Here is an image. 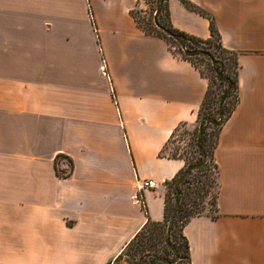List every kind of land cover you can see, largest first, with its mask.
<instances>
[{
  "label": "crops",
  "instance_id": "0c3cea01",
  "mask_svg": "<svg viewBox=\"0 0 264 264\" xmlns=\"http://www.w3.org/2000/svg\"><path fill=\"white\" fill-rule=\"evenodd\" d=\"M188 1L239 63L214 152L219 216L184 227L190 261L264 264V0ZM143 6L0 0V264H109L164 221L166 183L186 163L160 153L180 124L197 126L209 83L137 26ZM168 9L175 29L210 38L206 17L181 0Z\"/></svg>",
  "mask_w": 264,
  "mask_h": 264
},
{
  "label": "trees",
  "instance_id": "16d2710c",
  "mask_svg": "<svg viewBox=\"0 0 264 264\" xmlns=\"http://www.w3.org/2000/svg\"><path fill=\"white\" fill-rule=\"evenodd\" d=\"M144 2L151 12V18L141 21L138 17V9L131 11L137 26L147 35L164 39L174 56L189 61L208 80L209 84L198 111V124L193 127H197L193 132L194 137L192 140L198 159L195 163H186L185 168L176 178L172 182L166 183L164 221L153 222L149 220L123 252L109 264H114L122 257L129 255L132 256V260H139L135 264H178L183 259H185L186 264H191L189 244L183 234L184 227L196 217L208 216L216 219L219 216L217 207L218 166L214 161V152L217 147L219 132L239 102L238 53L223 46L215 19L188 0H181V2L188 9L209 20V39L202 40L175 29L170 21L168 0H144ZM156 24L161 28L157 27ZM170 41L178 44L179 53L173 51ZM197 61L206 62L213 74L204 73ZM215 85L219 87L217 91H214ZM224 96L225 100L221 108L220 103ZM214 112L216 118H214ZM200 124L201 132L199 135ZM186 125L187 123H182L174 130L160 153L162 157L184 160L182 156L168 154L167 149L179 128ZM214 129L217 130L215 138L208 134L209 130L214 131ZM60 158L64 157L58 156L56 159L57 174L60 177H67L72 173L73 163L69 160L71 171H61L57 166ZM208 173L211 177L208 176ZM191 178L196 179L192 180ZM214 189L216 190L215 198ZM210 206L212 209L211 214L207 212ZM174 212L173 223L170 226ZM179 240L184 243L183 247L178 244ZM160 245L165 248L162 255H158ZM169 254L172 255V259L168 258ZM136 256L139 258H136ZM129 264L134 263L129 262Z\"/></svg>",
  "mask_w": 264,
  "mask_h": 264
},
{
  "label": "rangeland",
  "instance_id": "374dc122",
  "mask_svg": "<svg viewBox=\"0 0 264 264\" xmlns=\"http://www.w3.org/2000/svg\"><path fill=\"white\" fill-rule=\"evenodd\" d=\"M138 17L140 18L141 21L144 20H149L151 18V12L150 10H148L147 7L143 6L142 8H138ZM170 45L173 47V51L179 53V46L176 42L170 41ZM219 52V51H218ZM217 55H219L217 53ZM221 57V56H219ZM201 70L206 73V74H213L211 71V68L207 65L206 62H202V61H197ZM218 86L215 85L214 86V91L218 90ZM216 114L214 112V118H216ZM197 128V127H196ZM196 128H193L191 126H188V124L186 126H183L181 128H179L176 136L174 137V139L172 140V142L168 145V149H167V153L168 154H176L179 156H182L184 158L185 163H195L198 159V155L193 147V137H194V131L196 130ZM216 129H214V131L209 130L208 134L214 136L215 138V134H216ZM187 132V133H186ZM195 174V173H194ZM210 175V173H208ZM193 177V176H192ZM192 180L196 179V178H191ZM194 186V185H193ZM215 187V184H214ZM215 189H214V198H215ZM207 212L209 214L212 213V209L210 206V209L207 210ZM178 244H180L182 247L184 246V243L181 242L180 240L178 241ZM158 255H162L163 251L165 250L163 245H160L158 248ZM183 251V248H182ZM129 254L131 253L130 251L128 252ZM153 254V253H152ZM157 254V253H156ZM154 255V254H153ZM136 258H139L138 256H136ZM169 259H172V255L169 254L168 255ZM139 261V260H138ZM137 260H132V256H124L121 259H119L118 261H116L114 264H129V262L131 263H138ZM178 264H186L185 259H183L181 262H179Z\"/></svg>",
  "mask_w": 264,
  "mask_h": 264
},
{
  "label": "built area",
  "instance_id": "2783aa9c",
  "mask_svg": "<svg viewBox=\"0 0 264 264\" xmlns=\"http://www.w3.org/2000/svg\"><path fill=\"white\" fill-rule=\"evenodd\" d=\"M105 67L103 66L102 67V71L105 72ZM156 184L154 181H143L142 183H140L138 186H137V194L135 196V200H137L138 202H140L143 206H144V201H143V196H142V193L144 190L146 189H153L155 188Z\"/></svg>",
  "mask_w": 264,
  "mask_h": 264
},
{
  "label": "water",
  "instance_id": "95a60500",
  "mask_svg": "<svg viewBox=\"0 0 264 264\" xmlns=\"http://www.w3.org/2000/svg\"><path fill=\"white\" fill-rule=\"evenodd\" d=\"M156 25H157V24H156ZM157 27H159V26L157 25ZM159 28H161V27H159ZM224 100H225V96L221 99V103H220V107H221V108H222V106H223V104H224ZM200 132H201V124H200V127H199V135H200ZM204 162H205V160H204ZM174 215H175V212H174V214H173V216H172V219H171V222H170V226H171L172 223H173Z\"/></svg>",
  "mask_w": 264,
  "mask_h": 264
}]
</instances>
